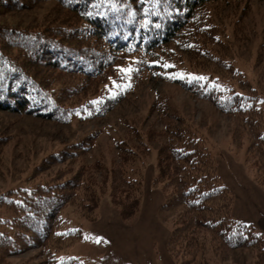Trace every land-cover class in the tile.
<instances>
[{
    "label": "trees",
    "instance_id": "1",
    "mask_svg": "<svg viewBox=\"0 0 264 264\" xmlns=\"http://www.w3.org/2000/svg\"><path fill=\"white\" fill-rule=\"evenodd\" d=\"M250 3L0 0V112L63 126L91 125L117 106L135 105L149 83L162 81L168 87L164 93L154 92L145 118L156 113L158 124L147 127L144 135L141 128L124 121L126 138L112 143L117 159L110 157L103 185L95 175L101 162L86 161L100 129L61 140L39 155L33 151L24 156L29 170L23 178L26 184L0 192V225L10 229L0 234V264L33 249L45 256L43 263L55 264L49 244L59 248L81 239L78 229L58 231L62 209L74 205L95 216L106 185L121 217L131 218L139 208L141 176L130 175L127 167L149 154L153 142L158 143L157 181L163 182L167 197L163 208L180 210L167 240L168 254L179 264H219L241 250L250 253L249 264H264L263 235L230 216L233 196L216 173L207 137L193 121L168 111L167 105L175 87L228 117L245 138L254 180L264 189V109L238 67L245 61L225 54L230 47L225 32L229 21L222 22L224 9L241 4L246 11ZM47 4L52 7L44 8ZM41 7L36 19L16 17ZM8 19L18 23H6ZM254 67L260 69L254 77L261 81L264 34ZM6 145L1 135L0 168ZM207 251L210 256H205ZM59 264L81 263L68 259Z\"/></svg>",
    "mask_w": 264,
    "mask_h": 264
},
{
    "label": "rangeland",
    "instance_id": "2",
    "mask_svg": "<svg viewBox=\"0 0 264 264\" xmlns=\"http://www.w3.org/2000/svg\"><path fill=\"white\" fill-rule=\"evenodd\" d=\"M250 2L246 11L241 4L236 8L224 9L222 22L229 21L228 30L225 32L228 36L226 44L230 46L227 45L225 54L245 61L242 65L238 64V67L247 75L257 91L258 106L264 109V79L258 81L254 74L257 76L260 69L253 68L257 47L264 34V4L257 0ZM49 6L52 7L51 4L43 7ZM41 10L42 7L37 12H26L16 17L20 16L22 20L36 19V13L38 15ZM5 21L10 24L18 23L14 19ZM157 90L164 93L168 87H165L162 81L149 83L141 91L135 105L124 103L117 106L104 119L91 125L63 126L21 114L0 112V136H5L7 140L0 168V192L20 188L26 184L23 178L29 170L26 168L24 156L33 151L39 155L56 146L61 140H75L95 128L100 129L101 133L97 137L96 147L86 157V161L90 165L95 159L101 162L95 175L96 180L103 185L105 169L110 168V157L117 159V151L112 143L114 140L126 138L124 121L131 122L137 129L141 128L143 135L147 132V127L158 124L155 119L156 113H152L148 119L145 118ZM172 93V99L167 100L168 111L179 114L186 121H193L208 139V147L215 159L216 173L221 184L228 188L233 196L231 218L236 222L254 226L264 237V189L254 180L255 167L247 156L245 138L239 130L233 129L228 117L217 112L209 103L195 100L175 87ZM166 95L167 93L164 96ZM128 145L130 146L129 142ZM157 147L158 143L153 142L149 154L135 163L130 162L127 167L130 175L136 176L138 173L141 176L139 208L131 218L121 217L120 209L109 197L107 185L100 191L98 207L93 211L95 216L90 210L83 213L74 205L62 209L58 231L78 229L81 239L65 243L59 248L49 244V257L53 263L59 264L68 259H76L81 264H179L168 254L167 240L180 210L163 208L167 197L163 182L157 181ZM13 156H17L18 159H14ZM31 163L32 161L29 164ZM5 232H10V229L0 225V234ZM205 256H210L209 251ZM44 259V255H39V250L33 249L9 257L8 262L45 264ZM249 263L250 253L238 250L229 253L219 264Z\"/></svg>",
    "mask_w": 264,
    "mask_h": 264
},
{
    "label": "snow or ice",
    "instance_id": "3",
    "mask_svg": "<svg viewBox=\"0 0 264 264\" xmlns=\"http://www.w3.org/2000/svg\"><path fill=\"white\" fill-rule=\"evenodd\" d=\"M122 71L127 72V71H130V69H122ZM198 79H204V78L203 77H198Z\"/></svg>",
    "mask_w": 264,
    "mask_h": 264
}]
</instances>
